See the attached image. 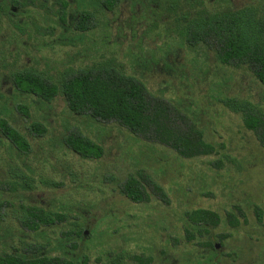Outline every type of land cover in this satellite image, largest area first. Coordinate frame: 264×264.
<instances>
[{"label":"rangeland","instance_id":"1","mask_svg":"<svg viewBox=\"0 0 264 264\" xmlns=\"http://www.w3.org/2000/svg\"><path fill=\"white\" fill-rule=\"evenodd\" d=\"M16 1L18 10L10 16L0 0V98L8 101L9 122L28 139L31 153H20L0 136V254L87 253L90 264H100L98 253L107 259L128 254L151 257V264H200L203 250L186 242L182 220L185 212L205 208L223 221L212 231L227 236L219 249L221 264H264V145L221 102L237 100L264 117V85L251 71L222 66L205 46L183 44L174 31L171 0H116L111 10L105 0H66L65 15L58 0ZM82 1L90 3L92 14L86 32L75 27ZM177 4L216 11L264 7V0ZM108 65L175 107L218 153L184 159L154 132L135 135L117 122L77 116L62 95L47 103L19 94L13 84L19 72L40 73L59 84L81 70ZM20 106L29 108V118ZM34 123L46 134L38 136ZM72 133L98 143L104 155L84 159L74 153L65 141ZM130 177L155 181L169 202L155 196L148 203L131 202L121 192ZM24 207L67 220L33 231L20 223ZM81 229L88 239L77 235ZM124 264L139 262L128 258Z\"/></svg>","mask_w":264,"mask_h":264},{"label":"trees","instance_id":"2","mask_svg":"<svg viewBox=\"0 0 264 264\" xmlns=\"http://www.w3.org/2000/svg\"><path fill=\"white\" fill-rule=\"evenodd\" d=\"M15 4L18 2L13 0ZM63 9L68 7L65 0H58ZM116 0H110L108 7L113 9ZM171 0V15L176 35L183 44L191 48L205 46L213 50L218 63L222 66L245 68L264 85V7L251 5L241 9H220L210 11L206 7L190 5L181 9ZM80 31L90 29L89 16L84 12L77 25ZM13 82L18 92L36 96L50 103L62 95L69 110L77 115H90L102 122H117L135 135L154 132L158 140L170 147L184 159H198L217 154L216 147L207 142L204 134L195 124L188 125L181 119L180 112L163 99L151 95L147 86L139 79L127 75L120 67L113 65L91 67L66 77L59 84L36 72H19L13 75ZM228 110L240 114L244 126L253 132L264 145V117L256 115L247 104L234 99L221 100ZM29 118L27 106L18 107ZM0 126L17 149L27 154L30 144L27 138L10 122L0 120ZM38 136L46 134V128L39 124L32 125ZM69 149L84 159H100L104 149L98 143L80 133H72L66 138ZM122 194L133 203H148L153 196L168 203L164 189L155 181L149 183L130 177L122 185ZM258 214L262 218L261 210ZM20 223L24 228L38 231L42 226H53L67 220L65 216L51 214L43 209L27 207ZM237 225L236 218L232 216ZM183 229L186 242L203 251L200 264H221L224 254L221 246L225 245L226 235H215L212 231L223 222L211 209L199 208L184 213ZM77 235L88 239V232L82 229ZM177 240L176 237L171 238ZM179 242V241H178ZM219 245V247H218ZM88 249V247H87ZM92 250V249H88ZM100 254V264H124L128 258L138 260L139 264H151L153 259H140L137 256L118 254L105 258ZM109 257V255H108ZM209 258L208 262L206 258ZM104 259H107L106 262ZM217 260V261H216ZM87 253L68 257L36 256L27 257L17 254H0V264H90Z\"/></svg>","mask_w":264,"mask_h":264},{"label":"flooded vegetation","instance_id":"3","mask_svg":"<svg viewBox=\"0 0 264 264\" xmlns=\"http://www.w3.org/2000/svg\"><path fill=\"white\" fill-rule=\"evenodd\" d=\"M16 1V0H15ZM66 1V0H65ZM67 2V1H66ZM108 2H109V0H105L104 1V5H107V8L109 9V10H111L109 7H108ZM68 3V2H67ZM107 3V4H106ZM5 5V11L3 10V12L4 13H7L8 15H10V16H15L16 15V11L18 10V7H17V5H19L20 3L18 2L17 4H15L14 2H13V0H11L10 1V3L9 4H7L6 5V3L4 2V0H3V2H2V5ZM90 5V3H86L85 1H82V3H81V6H85V8L86 7H88ZM68 7H69V3H68ZM68 7H66L65 9H63V6L61 5V8H62V14H64L65 15V10L68 8ZM81 8L82 10H81V12L79 13V15H78V18H77V24H75V27H76V29L77 30H79L78 29V27H77V25H78V23H79V20H80V17H81V15L84 13V12H87V14H88V16H89V24H90V29L92 28V14H91V12L86 8ZM89 29V30H90ZM88 31V30H87ZM82 32H86V31H82ZM13 84H14V82H13ZM14 87H15V85H14ZM15 90H16V88H15ZM17 91V90H16ZM18 92V91H17ZM19 94H21V95H26V96H30V95H27V94H23V93H21V92H18ZM36 97V96H35ZM38 98V97H37ZM7 105H8V101H6L5 103L3 102V100H2V98H0V120H5V121H7V123L9 124V119H8V116H9V110H8V108H7ZM3 115H6L7 116V118H5ZM0 136H2L3 138H4V140L9 144L10 143V145H11V147H14V149H16L17 151H19L18 149H17V147L13 144V142L9 139V136L5 133V130H4V128L2 127V126H0ZM28 140V139H27ZM29 142V141H28ZM29 144H30V142H29ZM20 152V151H19ZM20 153H22V152H20ZM31 153V144H30V152L29 153H27V154H24V153H22V154H24V155H29ZM25 208H27V207H24V209ZM34 208H37V207H34ZM39 209H41V208H39ZM44 210V209H43ZM25 211V210H24ZM23 211V212H24ZM42 227H45V226H42ZM41 227V228H42ZM40 228V229H41ZM39 229V230H40ZM41 256H44V255H41ZM29 257H36V255H31V256H29Z\"/></svg>","mask_w":264,"mask_h":264},{"label":"water","instance_id":"4","mask_svg":"<svg viewBox=\"0 0 264 264\" xmlns=\"http://www.w3.org/2000/svg\"><path fill=\"white\" fill-rule=\"evenodd\" d=\"M218 247H219V245H218Z\"/></svg>","mask_w":264,"mask_h":264}]
</instances>
